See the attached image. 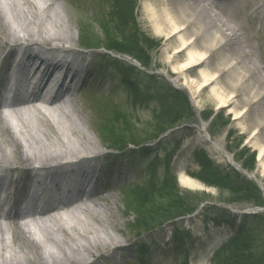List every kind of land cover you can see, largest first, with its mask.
I'll use <instances>...</instances> for the list:
<instances>
[{
  "label": "bare ground",
  "instance_id": "6f19581e",
  "mask_svg": "<svg viewBox=\"0 0 264 264\" xmlns=\"http://www.w3.org/2000/svg\"><path fill=\"white\" fill-rule=\"evenodd\" d=\"M56 1L59 0H16L14 4L12 0H4L9 18L1 16L0 11V107L6 100L12 102L34 94L33 99L25 104H13L9 116L17 123L14 137L7 134L10 131L2 122L0 108V221L4 222H0V264L38 261L40 264L51 261L58 264L62 262L58 252H63L62 260L67 264H77L84 258H76L81 253L88 254L97 246L91 255L115 242H106L114 237L108 223L110 217L99 214L104 210L107 213L108 207L104 210L102 206L97 208L94 201L101 194L98 186L109 180L112 169L108 170L106 164L112 157H93L95 159L91 161L89 158L77 159L76 162L28 170L32 162L45 165L56 160L57 155L72 157L79 154L73 151L81 149V153L95 143L85 130L74 133L70 130L73 129L71 125L65 128L57 122L60 116L65 121L74 116L81 126L80 119L69 107L77 103L75 91L70 90L86 76V80L90 79L92 74L89 75L85 56L62 47L53 48L56 50L39 47L49 42L58 45L61 41L71 45L70 38L64 35V32H68L64 30L65 24L58 23L51 15L52 9L61 11V4ZM256 1L250 7L251 13H247L252 17L251 22L245 18L244 22L254 28L259 22L258 29L264 32V0ZM244 4L245 0H143L141 7L155 36L166 42L175 39L176 50L167 57L169 68L175 75L172 82L180 83V88L186 90L195 106L199 105L200 96L206 91L210 102L233 116L234 127L241 131L237 140L248 135L246 145L257 152V170L262 184L264 52L261 50L264 47L259 45L257 38L250 37L236 18V13L242 10ZM9 12H13L14 16ZM63 37H66V41L61 39ZM27 40L31 42H19ZM181 57L184 59L181 60ZM60 66L68 72L63 79L61 75L54 74L56 69L61 70ZM24 79L26 84L16 87ZM52 82L61 84L67 90L58 86L53 91V98L42 99L38 91L40 86ZM51 116L59 126L58 132L52 127ZM40 121H45L48 126ZM201 126L206 129L205 125ZM45 127L52 128V132L49 133ZM1 131L8 139L3 137ZM195 141L220 161L224 159L234 164L233 156L228 155L222 140L212 144L199 134ZM73 145L77 148L70 147ZM16 162L26 169L13 168ZM105 171L108 177H105ZM118 172L122 175L125 171L114 170L113 174ZM179 184L191 191L204 190V185L181 172ZM16 197L19 198L17 201ZM92 204L95 207L90 210ZM54 205L57 206L52 207ZM48 207L52 209L43 210ZM24 213L29 216L21 217ZM178 224L176 222L171 227L176 229ZM33 232L41 241L34 239ZM60 234H63L62 238ZM169 238L167 236L168 244L173 248ZM197 238L198 233L192 235V245ZM143 244L140 240L137 246ZM200 245L201 242L196 250ZM112 257L93 264L111 263ZM113 264L122 263L116 261ZM196 264L206 262L201 259Z\"/></svg>",
  "mask_w": 264,
  "mask_h": 264
},
{
  "label": "rangeland",
  "instance_id": "374dc122",
  "mask_svg": "<svg viewBox=\"0 0 264 264\" xmlns=\"http://www.w3.org/2000/svg\"><path fill=\"white\" fill-rule=\"evenodd\" d=\"M126 1L129 3L128 9L131 10L136 28L146 40V48H148L146 57L143 58L146 63V68L144 69L131 62L129 58L121 57V60L135 67L134 73L130 77L134 79L136 84L141 105H134L135 98L124 82L125 73L109 66V60L105 57L106 52L103 51L105 48L104 42L108 39V36H114L111 33L112 31L117 30V27H102L103 22L107 25L118 23L117 8L123 6V0H105L106 3L103 0H59L56 3L61 4V11L58 12L54 9L51 11V15L55 18L54 20L60 24H65L64 30L68 32H64V35L70 38L69 41L72 47L75 46L77 48L78 44L82 43L90 50L87 52H89L90 56L89 70L92 74L90 79H87L75 90L77 103L69 106L72 107L74 115L80 119L81 126L77 124L74 116L68 121H65L60 116L57 122L65 128L71 125L73 129L70 130L74 131V133H80L81 130V132L85 130L91 135L92 141L94 140L95 143L92 144L93 147H87L85 151H82L85 156H97L101 159L105 152H100V150L103 147H113L105 142L106 138L104 136L102 138L99 132L105 133L109 138L113 136L121 139L123 148L131 145L129 144L130 140L138 141L139 143L136 145L140 144L138 148L129 147V150H126L119 157L115 158L112 156L108 160L106 168L112 170L109 172L110 176L107 171L104 172V175L105 177L109 176V180H107V184L101 194L94 200L97 203V208L102 206V210L107 207L109 209L107 213L104 210L102 211L103 213L100 211L99 214H106L107 217H110V222L108 223L113 229L111 234L114 237L106 242L113 240L115 241L114 244L107 249L93 252L91 255L92 251L97 250V246L90 250L88 254L81 253L76 258H84L77 264H93L111 256H113L112 262L109 263L108 261L106 264H113L116 261L122 264L128 263L133 257L131 245L138 241L135 237L136 233L145 234L142 236L141 241L146 244V247H144L146 254L141 252L140 255H137V259L144 256L143 259L145 260L142 263L136 262L137 264H181L179 263L182 260L180 254L177 255V252L173 251L167 255L164 250L167 236L169 237L172 231L188 232L190 236L198 233V237L206 242L216 237L225 238L228 235L230 236L236 226H227L229 220L234 221L235 225L239 227H244L245 225L258 227L263 225L264 212H259L257 215L249 214L238 224L236 220L238 218L234 215L231 216V213L226 211L227 208L222 204H232L233 213L243 209L255 210L253 208L255 202L261 204L263 209L264 183L261 184L259 182L260 173L257 170V152L246 145L245 140L248 135L237 140V137L241 135V131L234 127L233 116L228 114L225 109L217 108L215 104L210 102L206 91L202 92L198 101L199 105L195 106L186 90L180 88V83L172 82L175 75L169 68L167 57L171 56L176 50L175 39H170L166 42L163 38L154 35L141 7L143 0ZM12 2L14 4L17 3L16 0H12ZM256 2V0H245L244 7L236 13V18L246 28V32L249 33L250 37L257 38L260 42L259 45L264 47V32L258 29L259 22L255 28L248 26L244 22V18L251 22L252 17L248 16L247 13H251L250 7L254 6ZM0 6L1 16L9 18L7 15L8 11L5 10L2 0H0ZM9 13H11L12 17L14 16L13 12ZM233 22L238 23L236 20H233ZM254 29L256 30L253 31ZM257 29L260 31L258 32ZM61 39L66 41V37ZM47 44L49 45L50 43ZM44 45L40 46L43 47ZM261 51L264 52V50ZM182 59L184 57H181ZM191 76L194 77L195 74L192 73ZM152 81L155 83L162 82L171 90L181 93L184 99L180 97V106H175V100L171 103L164 97L165 95L158 98L156 94L161 95L162 87L159 88ZM127 92H129L128 95ZM132 101L133 105H131ZM184 101L187 102V107ZM157 113H161L162 116L165 115L162 118L153 119V115ZM174 115L180 117L181 120L173 125L172 128L165 126L166 124L164 123ZM49 119L54 130L58 132L59 126L54 123L56 120L52 119V116ZM10 120V118L8 120L3 116L2 122L6 129L10 131V134L6 133L14 137L16 131L11 126ZM40 122L48 126L45 121ZM202 124L206 126L205 134L210 143L213 144L214 141L219 140L223 141V147L226 151L228 150V154L233 156L235 165L240 168L239 171H237V168L228 165L224 159L220 161L207 150L198 147L195 139L199 134L200 137H204V134L202 135L200 131ZM45 128L48 129L49 133L52 132V128ZM163 129L169 130H167L168 132L165 136L160 138V140L164 139V141H156L155 135L159 134ZM65 130L70 132L68 129ZM2 135L8 139L4 132H2ZM121 145L118 144L115 147ZM70 147L77 148L75 145ZM140 149L146 151L138 152ZM80 150L73 151L79 152V154L72 157L83 155ZM194 152H196V155H193ZM57 156L58 158L51 161L52 163H59L66 158L60 155ZM252 157H254L255 168L251 173H247L242 170V166L249 163ZM122 160H127V162L122 164ZM34 164H38V162ZM121 164L122 166L124 165L123 170L125 172L122 175L120 172L114 175V170ZM16 167L25 168L20 164L16 165ZM165 172L167 173L164 180ZM180 172L204 185L203 189L205 191H191L181 187L179 184ZM239 175L250 184L248 187L252 188L248 194H245V190L239 183ZM171 178L173 179V185L175 184L178 189L176 195L179 198L172 191L173 185L169 186L166 194H162L163 192L159 191L162 194L161 196L153 192L152 196L148 195L138 198L140 189H146L145 191H147L153 186H160L164 181ZM213 181L219 184L218 187H207L204 184V182L211 183ZM253 187L257 191L253 190ZM236 189L239 191L237 193L238 199L240 197L244 199V195H248L247 200L250 202H232L238 201L233 200L235 199L233 198V191ZM168 196L169 198L172 196L174 199L165 200L164 198ZM148 197L150 198L147 199ZM175 201V205L178 207L183 205L186 210H191L189 213L192 214H180V209H173L172 205ZM92 207H95L94 204H92L90 210ZM221 213L225 214L228 219L222 220L224 216ZM213 217L218 218V222L222 221L224 224H220V227L214 225ZM246 219H249V221H246ZM172 220H178L176 221L180 223L178 227L181 225L182 228L173 229L171 226L175 225V222L169 223ZM34 237L35 240L41 241L36 234ZM60 237L62 238L63 234H60ZM179 237L183 238L182 236ZM179 237L174 240L177 241ZM106 242L105 244H107ZM66 253L68 254V252ZM62 254L63 252L57 253L62 261L58 264H67L62 260ZM53 262L51 261L49 264H53ZM30 264H40V261L36 263L30 262ZM186 264H195V254L190 257ZM206 264H219V262L217 263V258L214 259L212 257L206 260Z\"/></svg>",
  "mask_w": 264,
  "mask_h": 264
},
{
  "label": "trees",
  "instance_id": "16d2710c",
  "mask_svg": "<svg viewBox=\"0 0 264 264\" xmlns=\"http://www.w3.org/2000/svg\"><path fill=\"white\" fill-rule=\"evenodd\" d=\"M123 6L122 7H118L117 8V15H118V23L114 24V25H107L103 22L102 27H108V28H115L117 27V30L112 31L111 33L114 34V36L109 37L108 39L104 42L105 44V49L107 51H110L112 53H115L117 55H124V56H128L131 59H133L134 61L138 62L140 64L141 67L146 68V63H145V58L146 57V53H147V49L146 48V40L142 37V34L138 32V29L136 28L134 19L132 18L131 15V10L128 9V1L123 0ZM116 6V3H115ZM112 66H114L115 69H117L120 72H124L125 73V83L126 85L129 87L130 91L133 94V97L135 98L134 104H140L141 105V100L138 99V92H137V88H136V84L133 80V82L131 81V77L130 75H132L134 73V68L133 67H129L124 63L118 62L116 60L113 61V64H111ZM153 82V81H152ZM155 85H158V87H162L161 90V95L156 94L158 98H160L161 96L166 97L167 100L171 101V103L175 100V106L179 105L180 106V97L184 99V97H182L181 93L176 92L171 90L170 88L166 87V85L164 83H160V82H153ZM157 87V86H156ZM157 87V89H158ZM185 106L187 107V102L184 101ZM177 110L178 108L175 107ZM165 115V114H164ZM163 115V116H164ZM161 113H157L156 115H153V119H159L163 117ZM180 119V117H177L176 115L172 116L168 121H166L164 124H166L165 126L167 127H171L173 125H175ZM166 130L168 129H163L162 131H160V133L155 135V139L163 134ZM102 138L103 136L106 138L105 142H107V144H110L111 146L115 147L116 145H121L123 143V141L121 139H117V137H113L111 136L110 138L105 134V133H100ZM137 143H139L138 141H131L130 143L131 145H136ZM118 149H123V146H119V147H115ZM255 166V162H254V157H252L250 159L249 163H246L242 166V168L246 171H252L254 169ZM240 176V180L239 183L242 185V188L245 190V194H248L249 192H251L250 190L252 189L251 187H248L250 184L246 182V180L244 178H242L241 175ZM166 177V176H165ZM219 177V176H218ZM222 178V177H221ZM227 179V178H225ZM165 180V179H164ZM168 180V181H167ZM166 181H164L160 186H153L152 188L148 189L147 191H145L146 189H140V194L138 195L140 197H146L148 195L152 196L153 192L154 193H158L160 196L162 194H166L168 192V188L170 185H173V179H167ZM230 182V181H229ZM205 185L210 186V187H218L219 184H217L216 181H213L211 183L208 182H204ZM238 187V186H236ZM239 188V187H238ZM253 190L257 189L255 187H253ZM163 192L161 194V192ZM172 191L175 194V196L177 198L178 195H176V193H178V189L176 187V185L174 184L172 186ZM234 196L233 200H238V201H232V202H243V203H248L250 202L248 199V195H244V199H242L243 197H240V199H238L237 197V193H239V191H237V189L235 191H233ZM170 196V195H169ZM166 197L164 198L165 200L169 201L170 199H174V197H170L169 198ZM150 197H148L147 199H149ZM169 198V199H168ZM158 200V199H157ZM175 203L172 205L173 209H180L181 212H179L180 214L182 213H189L191 212V210H186L185 207L183 205H181V207H178ZM255 206H259L260 204H258V202H255L254 204ZM214 214V213H213ZM221 215L224 216V218L222 220L228 219L225 214L221 213ZM216 216V215H215ZM221 219V218H220ZM244 220V219H243ZM213 221L217 224H224L222 223V221L218 222V218H214ZM246 221H249V219H246ZM230 223V221L228 222ZM227 223V224H228ZM254 223V221H253ZM231 225L230 227H234V224L231 223L229 224ZM140 226V224H139ZM147 226V225H145ZM144 226V227H145ZM264 224L260 225L258 227H253V225H245L244 227H239L236 226V228H234L233 230V237L226 243L224 244L218 254H217V262H219V264H264ZM263 230V231H262Z\"/></svg>",
  "mask_w": 264,
  "mask_h": 264
}]
</instances>
